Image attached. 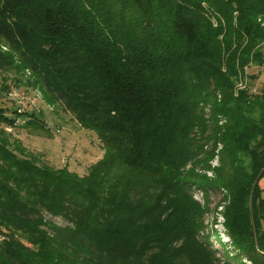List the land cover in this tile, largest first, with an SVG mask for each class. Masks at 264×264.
Returning a JSON list of instances; mask_svg holds the SVG:
<instances>
[{
    "label": "trees",
    "instance_id": "1",
    "mask_svg": "<svg viewBox=\"0 0 264 264\" xmlns=\"http://www.w3.org/2000/svg\"><path fill=\"white\" fill-rule=\"evenodd\" d=\"M263 46L264 0H0L2 89L105 149L83 175L42 164L8 127L44 119L0 105V264H264V84L242 80Z\"/></svg>",
    "mask_w": 264,
    "mask_h": 264
},
{
    "label": "rangeland",
    "instance_id": "2",
    "mask_svg": "<svg viewBox=\"0 0 264 264\" xmlns=\"http://www.w3.org/2000/svg\"><path fill=\"white\" fill-rule=\"evenodd\" d=\"M2 47L6 50V47ZM247 70L251 72V75L248 73L242 79L246 85L249 84L252 88L256 86L257 88L261 87L264 84V72L255 64H250ZM4 74L2 73L0 76V105L9 108V111L12 106H18L16 98L10 95L9 90L12 87L17 88L24 96L35 101V105L29 107L27 110L36 111L40 115L39 117L44 119L43 122L48 127L47 130H40L32 125L23 126L24 122H22V119L19 125L14 128L8 127L13 138L20 140L24 152L37 157L42 164H47L54 168L67 167L70 171L77 172L80 175L86 174L89 167L103 157L105 152L97 134L93 130L82 127L70 111L62 108V106L49 103L37 87L27 86L25 83L17 85L9 78L7 83L11 87L3 90L2 77ZM13 75V72L7 74L8 77H12ZM25 76L23 77L26 78ZM214 162L216 163V160ZM261 182L264 187V178ZM195 197L202 200V191L199 189L195 190ZM221 198V192H213L211 194V211L214 216H217V222L214 223L211 217L208 219L209 224L213 225L220 233L219 238L209 234L212 248L217 249L218 255L222 254L221 241L230 244V238L226 234L223 225V216L219 214V208L216 210ZM53 219L60 224L65 223L60 217ZM1 239L2 237L0 236ZM246 263L249 264V262Z\"/></svg>",
    "mask_w": 264,
    "mask_h": 264
},
{
    "label": "built area",
    "instance_id": "3",
    "mask_svg": "<svg viewBox=\"0 0 264 264\" xmlns=\"http://www.w3.org/2000/svg\"><path fill=\"white\" fill-rule=\"evenodd\" d=\"M264 51V46H263ZM263 66H264V59H263ZM257 86L253 87V92L257 90ZM10 95L16 98L17 104L21 107V109L25 110L28 109L31 106L35 105V101H32L30 99H24V95H20L19 91L13 90V87L10 89Z\"/></svg>",
    "mask_w": 264,
    "mask_h": 264
},
{
    "label": "bare ground",
    "instance_id": "4",
    "mask_svg": "<svg viewBox=\"0 0 264 264\" xmlns=\"http://www.w3.org/2000/svg\"><path fill=\"white\" fill-rule=\"evenodd\" d=\"M10 84V83H9ZM239 85L242 87L244 86L242 83H239ZM11 87V86H10ZM19 88V87H18ZM13 90L19 91L17 88L13 87ZM8 91V90H7ZM9 92V91H8ZM20 92V91H19ZM28 93V92H27ZM40 93V92H39ZM23 93H20V95H22ZM24 95V94H23ZM37 96V95H36ZM41 96V95H40ZM32 98V97H31ZM24 99H29L28 97L24 96ZM37 105V104H36ZM27 110V109H26Z\"/></svg>",
    "mask_w": 264,
    "mask_h": 264
}]
</instances>
